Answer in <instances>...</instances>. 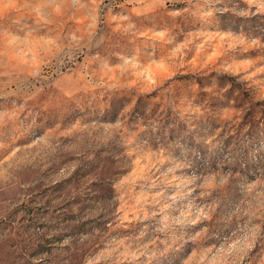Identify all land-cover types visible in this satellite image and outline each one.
Segmentation results:
<instances>
[{
	"label": "rangeland",
	"instance_id": "1",
	"mask_svg": "<svg viewBox=\"0 0 264 264\" xmlns=\"http://www.w3.org/2000/svg\"><path fill=\"white\" fill-rule=\"evenodd\" d=\"M0 264H264V0H0Z\"/></svg>",
	"mask_w": 264,
	"mask_h": 264
}]
</instances>
